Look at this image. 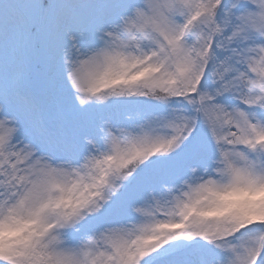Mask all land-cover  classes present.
<instances>
[{"label":"snow or ice","instance_id":"6c2138e0","mask_svg":"<svg viewBox=\"0 0 264 264\" xmlns=\"http://www.w3.org/2000/svg\"><path fill=\"white\" fill-rule=\"evenodd\" d=\"M0 264H264V0H0Z\"/></svg>","mask_w":264,"mask_h":264}]
</instances>
